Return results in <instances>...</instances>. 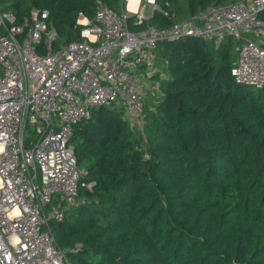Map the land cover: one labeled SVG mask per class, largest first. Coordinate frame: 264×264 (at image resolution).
<instances>
[{"label": "trees", "instance_id": "trees-1", "mask_svg": "<svg viewBox=\"0 0 264 264\" xmlns=\"http://www.w3.org/2000/svg\"><path fill=\"white\" fill-rule=\"evenodd\" d=\"M240 0H158L140 24L168 27L213 4ZM122 0H0L18 17L47 10L60 39L81 38L80 13ZM229 38L162 41L168 78L145 105V133L122 106L94 109L73 145L87 203L69 207L53 232L71 264H264V87L235 81ZM71 145V146H72Z\"/></svg>", "mask_w": 264, "mask_h": 264}, {"label": "built area", "instance_id": "built-area-1", "mask_svg": "<svg viewBox=\"0 0 264 264\" xmlns=\"http://www.w3.org/2000/svg\"><path fill=\"white\" fill-rule=\"evenodd\" d=\"M131 3L122 0L120 11L99 4L92 19L80 13L81 38L69 41L48 23L47 10L19 18L0 5V264H71L51 222L86 204L81 189L93 185L82 180L70 144L75 126L115 105L131 125H145L139 72L156 74L160 42L196 35L219 46L236 38L235 81L264 87V0L213 4L168 27L140 29L129 22L169 12L158 0Z\"/></svg>", "mask_w": 264, "mask_h": 264}, {"label": "rangeland", "instance_id": "rangeland-1", "mask_svg": "<svg viewBox=\"0 0 264 264\" xmlns=\"http://www.w3.org/2000/svg\"><path fill=\"white\" fill-rule=\"evenodd\" d=\"M127 9L129 10V5H128ZM150 12H151V7H148L146 9V15H149ZM248 36L251 37L250 34H248ZM210 44L212 45V47H215V48L218 47L217 45L212 44L211 42H210ZM238 44H239L238 40L236 38H233L232 43L230 45V48H232L234 60L237 57L236 47L238 46ZM163 62H164V59L161 56L157 55V60H156L155 65H154V67L157 71H156V74L152 75L151 77L145 71L139 72V78H141L140 80L142 81L143 87L145 89V104L146 105L147 104L151 105V106L154 105L157 101V98L162 93L161 87L160 88L153 87L155 85V83H157V81H159L163 84L168 78L167 66ZM252 88L255 91H257L259 89V87L256 85H252ZM145 125L141 124L139 121V122L133 123L131 125V127L134 131H138V132H141L142 134H144L145 133Z\"/></svg>", "mask_w": 264, "mask_h": 264}, {"label": "water", "instance_id": "water-1", "mask_svg": "<svg viewBox=\"0 0 264 264\" xmlns=\"http://www.w3.org/2000/svg\"><path fill=\"white\" fill-rule=\"evenodd\" d=\"M118 261L121 263V264H127V261L124 257H119L118 258Z\"/></svg>", "mask_w": 264, "mask_h": 264}, {"label": "crops", "instance_id": "crops-1", "mask_svg": "<svg viewBox=\"0 0 264 264\" xmlns=\"http://www.w3.org/2000/svg\"><path fill=\"white\" fill-rule=\"evenodd\" d=\"M134 6H135V0H132V3L130 4V8H133ZM149 15H151V12Z\"/></svg>", "mask_w": 264, "mask_h": 264}]
</instances>
